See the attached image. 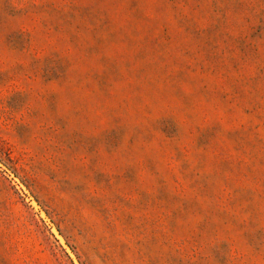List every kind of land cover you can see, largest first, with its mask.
Instances as JSON below:
<instances>
[{"label":"rangeland","instance_id":"1","mask_svg":"<svg viewBox=\"0 0 264 264\" xmlns=\"http://www.w3.org/2000/svg\"><path fill=\"white\" fill-rule=\"evenodd\" d=\"M0 264H264V0H0Z\"/></svg>","mask_w":264,"mask_h":264}]
</instances>
